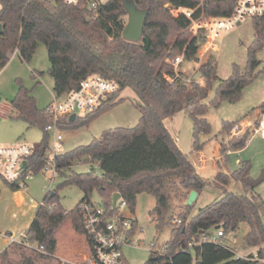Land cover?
<instances>
[{
  "label": "trees",
  "instance_id": "16d2710c",
  "mask_svg": "<svg viewBox=\"0 0 264 264\" xmlns=\"http://www.w3.org/2000/svg\"><path fill=\"white\" fill-rule=\"evenodd\" d=\"M84 1L68 5L61 0H0V71L14 52L21 61L29 63L37 46L42 44L49 61L52 92L56 96L76 89L79 82L91 74L118 84L117 92L94 111L72 120L67 116L59 118L60 130L88 127L103 112L123 101L120 92L125 88H130L138 97L136 107L140 117L133 127L104 130L89 143L55 155L58 175L63 176L61 186H78L83 198L67 211L56 191L47 192L25 229L24 237L10 242L0 251V264H88L74 261L75 254L69 256L63 251L68 241L72 242L74 232L84 236L89 256L92 253L94 242L85 229L80 204L91 202L94 191L101 197L104 218L115 211L111 208V196L115 192L131 212L138 194L154 197L149 215L157 231L170 228V237L164 249L150 252L143 264H264V221L260 214L264 199L257 191L263 178L248 177L246 162L239 163L230 173L222 171L218 162L210 184L221 188L222 197L199 209L192 217L189 216L192 204H183L177 214L180 224L173 222L176 217L171 198L186 200L191 190L199 194L206 182L165 125V120L178 112L187 114L194 126L193 148L201 150L198 134L210 128L205 114L211 81L218 79L213 104L222 100L235 102L243 88L263 71L256 53L264 46V17L253 19L255 35L247 47L244 71H235L223 79L217 75L216 64L206 62L199 75L207 79V86L190 87L176 75L169 60L185 48L190 49L189 59H192L202 37H192L191 21L184 14L174 15L172 10L180 7L194 10L195 19L228 17L237 0H134L139 8L147 10L142 36L135 42L122 35L127 17L122 0H111L95 10H88ZM259 108L263 113L264 100ZM10 115L22 119L28 128L37 126L44 131L42 141L33 146L28 158V168L34 173L41 171L47 149L45 127L53 121L51 115L45 107L37 106L35 98L22 85L10 100ZM235 124V121L228 122L225 129L228 131ZM249 136L247 130L236 139H229L228 148L219 150L240 149ZM80 164L91 168L87 172H75L73 167ZM3 182L12 190L19 188ZM233 182L241 185L240 195L227 188ZM136 222L131 221L130 236L136 229ZM67 223L70 232H62ZM241 224L247 226L243 247L255 248L256 258L252 253L239 256L225 242L226 237L220 243L200 241L203 235L218 230L225 236H235ZM61 233L64 238H60Z\"/></svg>",
  "mask_w": 264,
  "mask_h": 264
},
{
  "label": "rangeland",
  "instance_id": "374dc122",
  "mask_svg": "<svg viewBox=\"0 0 264 264\" xmlns=\"http://www.w3.org/2000/svg\"><path fill=\"white\" fill-rule=\"evenodd\" d=\"M253 22L251 18L245 19L233 29L222 33L216 40L215 48L204 54L203 59L205 62L216 64L219 78L225 79L235 71L245 70L248 58L247 47L251 44L255 35ZM256 56L261 60L259 68L263 71L243 88L239 100L235 102L222 100L217 104H213L211 101L216 96L218 79H214L210 83L206 98L209 105L205 114L210 128L208 131L198 134L199 142L202 144L200 153L203 166L200 175L204 181L212 182L215 175L213 157L218 152L216 151L217 146L228 148L229 139H236L248 130L250 136L245 146L240 149L226 150L217 162L221 164V170L226 173L238 168L239 163L246 162L249 168L248 177L253 179L263 178V181L257 187V191L264 199V139H262L260 131H253L252 127L257 124L244 125L242 133L232 138L229 137L230 129L228 131L225 129L228 122L235 121L239 123L240 120L246 117L255 116L257 108L264 100V46L257 51ZM17 62V64L11 65L6 73L0 77V106H8L17 89L22 85L30 91L39 108L45 107L52 100L51 77L48 73L49 61L45 47L39 44L29 63L20 62L18 59ZM33 69L41 71L42 74L34 77L32 75ZM190 72H192L191 66ZM197 75L199 76V74ZM120 97L123 100L121 103L103 112L88 127L62 129L60 131L63 137L61 152L89 143L94 137H100L104 130L135 126L140 117V112L136 107L139 102L138 97L130 88L123 89L120 92ZM7 110L8 113L5 115L0 113V146L13 145L17 142L34 146L42 141L44 131L40 127L28 128L22 119L11 116L10 109ZM82 115V113H78V116ZM165 122L170 132L177 138V144L180 146L181 151L188 158H192L195 150L193 148L194 126L191 118L184 112H178L167 118ZM53 143V135L48 134L46 136L47 149H51ZM194 162L196 163V161ZM90 168L89 165L80 164L75 165L73 170L75 172H87ZM94 171L99 173L97 167H94ZM62 180L63 176L58 174L51 177L43 171H38L27 178L22 187L12 190L0 178V232L12 231L17 235L24 233L35 214L37 206L47 192L56 191L60 203L67 211L74 208L83 198V192L74 184L61 186ZM227 188L236 195L243 192L239 183L233 182ZM20 195L23 196V201L19 199ZM222 195L221 188L205 183L190 207L189 216L196 215L199 209L219 200ZM90 200L93 203L101 204V197L97 191L92 193ZM184 202L186 203L185 199L171 198L172 211L174 217H176L173 222H176V224H180L177 214L181 212ZM154 203L153 196L141 193L136 198L133 212L127 206L121 207L119 211L130 218V224L132 220H137L136 229L132 236L136 243L153 241L157 247H162L170 237V228L164 227L161 231L156 230V223L149 215V210ZM260 214L264 221V205L260 208ZM70 230L69 223L61 229L65 233H69ZM246 231L247 226L241 224L233 239L225 240L242 257L247 256L250 252L248 250L250 248L243 247L242 240ZM72 234L73 249L70 255L75 254L73 260L79 263L88 262L89 253L84 236L74 232ZM61 237H63V233L60 234ZM18 238L20 237L18 236ZM123 253L128 264H143L150 254L149 250L142 249V247H124Z\"/></svg>",
  "mask_w": 264,
  "mask_h": 264
},
{
  "label": "built area",
  "instance_id": "2783aa9c",
  "mask_svg": "<svg viewBox=\"0 0 264 264\" xmlns=\"http://www.w3.org/2000/svg\"><path fill=\"white\" fill-rule=\"evenodd\" d=\"M68 5H74L79 0H61ZM111 0H85L84 6L88 10H95ZM194 10L176 8L172 10L174 15L184 14L191 21L190 31L192 37L200 36L202 41L195 56L189 59V48H185L183 53L176 55L169 60L174 67L177 76L191 87L194 85L205 88L207 80L198 76L201 68L206 63L204 54L215 48L216 40L219 36L233 29L241 21L251 18L260 19L264 17V0H237L232 14L228 17H211L206 19L193 18ZM184 63L189 64L192 72L188 77L183 76ZM197 75V76H195ZM118 90V84L112 79H106L98 74H91L83 78L76 89L62 95L56 96L52 92V100L45 106V111L51 115L53 121L46 125L48 134L54 137L53 147L46 150L45 161L41 171L51 175L58 174L55 155L62 150V135L57 120L61 117H69L71 114L78 116L94 111ZM0 113L7 114L5 106H0ZM244 124L241 122L233 125L229 132V137L238 136L242 133ZM253 131H260L264 138V112L260 114L257 125L253 126ZM33 153V146L26 143L17 142L13 145L0 146V178L6 182L13 183L19 188L25 184V180L34 172L28 168V158ZM26 162V167L23 163ZM126 202L120 197L115 206H111L115 211L104 218L105 208L101 204L93 202H83L80 204V212L83 218L85 229L94 242L92 253H90L88 264H128L123 253L124 247H135L147 249L149 252H159L164 249L157 247L155 242H135L128 234L131 228L130 218L123 215L119 209L125 207ZM233 239V235L225 236L222 230L213 234H205L201 242L220 243L222 238ZM12 241H16L12 239ZM11 241V242H12ZM142 245V246H141ZM192 245L189 243V246ZM257 257V253H253Z\"/></svg>",
  "mask_w": 264,
  "mask_h": 264
},
{
  "label": "crops",
  "instance_id": "0c3cea01",
  "mask_svg": "<svg viewBox=\"0 0 264 264\" xmlns=\"http://www.w3.org/2000/svg\"><path fill=\"white\" fill-rule=\"evenodd\" d=\"M17 59L20 61V62H23V61H21V59L19 58V56H18V54L16 53V52H14L11 56H10V59H9V61H8V63L4 66V68L0 71V77H1V75H4V73H6V71H7V69L11 66V65H13V64H17L18 62H17ZM185 70V71H184ZM184 72L182 73L183 74V76L186 78V77H188L190 74H191V72H190V65L189 64H185L184 63ZM42 74V72L41 71H38L37 69H33L32 70V75L34 76V77H37V76H40ZM207 80V79H206ZM51 86L53 87V81H52V78H51ZM51 87V88H52ZM191 87V86H190ZM51 91V94H52V90H50ZM7 109H10V104L8 105V106H6V105H4ZM260 114H261V111H260V108H257V114L255 115V116H253V117H251V118H244V119H242V120H240L239 122H241L242 124H244V125H251V124H257L258 123V121H259V118H260ZM165 125H166V127L168 128V126H167V124H166V122H165ZM169 129V128H168ZM251 130V129H250ZM170 131V130H169ZM173 135V134H172ZM262 138V137H261ZM262 139H264V138H262ZM176 140H177V138H176ZM5 142H7V141H5ZM179 146V145H178ZM180 147V146H179ZM221 147H223V146H217V149H216V151H218L217 153H216V155L213 157V162H214V167H215V174H216V172H217V160L218 159H220L221 158V155H223L224 154V152H226V151H223V152H221L219 149L221 148ZM185 154V153H184ZM186 155V154H185ZM193 157L192 158H188L187 157V155H186V157L189 159V161L190 162H192V164L194 165V167H195V169H196V171H197V173L200 175V170L202 169V160H201V153H200V151H195L194 152V154L192 155ZM194 161H196V163L194 162ZM215 176V175H214ZM200 177H201V175H200ZM202 178V177H201ZM206 183H208V184H210L211 182H209V181H205ZM14 193H16V192H14ZM19 199L21 200V201H23L24 199H23V196L22 195H20V197H19ZM185 203V202H184ZM126 216V215H125ZM31 222V221H30ZM9 233V234H8ZM8 233H6V232H0V241H1V245H0V251L1 250H3L11 241H12V239H15L16 241H20L23 237H24V233H20L19 235H17V234H15V233H13L12 231L11 232H8ZM246 233V232H245ZM244 233V234H245ZM18 236L20 237V238H18ZM227 240H231V239H228L227 238ZM65 249L66 250H64L63 251V253L64 254H66V255H69L70 253H71V250L73 249V245H72V242L71 241H68V243L66 244V247H65ZM250 252L249 253H252V255H253V253L254 252H256V249L255 248H250V249H248ZM239 255V254H238ZM239 256H241V255H239Z\"/></svg>",
  "mask_w": 264,
  "mask_h": 264
},
{
  "label": "water",
  "instance_id": "95a60500",
  "mask_svg": "<svg viewBox=\"0 0 264 264\" xmlns=\"http://www.w3.org/2000/svg\"><path fill=\"white\" fill-rule=\"evenodd\" d=\"M122 4L127 13L126 24L124 25L122 35L123 38L129 41H138L142 36V27L147 15V10L139 8L134 0H122ZM2 32V24L0 23V33ZM75 115L71 114L69 119H74ZM23 167H26V162L23 163ZM197 191L191 190L187 196L186 203L191 205L197 197ZM120 198V194L115 192L111 196V205L115 206L117 199Z\"/></svg>",
  "mask_w": 264,
  "mask_h": 264
}]
</instances>
